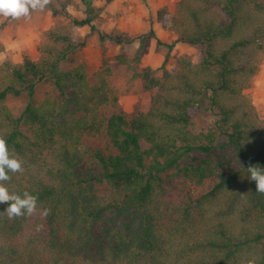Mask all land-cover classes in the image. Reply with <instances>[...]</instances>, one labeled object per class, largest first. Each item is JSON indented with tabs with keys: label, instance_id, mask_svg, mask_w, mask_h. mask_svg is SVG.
<instances>
[{
	"label": "trees",
	"instance_id": "1",
	"mask_svg": "<svg viewBox=\"0 0 264 264\" xmlns=\"http://www.w3.org/2000/svg\"><path fill=\"white\" fill-rule=\"evenodd\" d=\"M94 18L71 26L95 32ZM156 21L199 51L146 75L147 111L118 112L104 73L92 83L83 63L64 67L84 46L70 25L41 34L36 61L0 63V136L24 167L6 186L50 209L0 213V264H264V194L245 169L264 167V120L246 94L264 59V0H178ZM23 95L14 114L7 102Z\"/></svg>",
	"mask_w": 264,
	"mask_h": 264
},
{
	"label": "rangeland",
	"instance_id": "2",
	"mask_svg": "<svg viewBox=\"0 0 264 264\" xmlns=\"http://www.w3.org/2000/svg\"><path fill=\"white\" fill-rule=\"evenodd\" d=\"M85 1H90L88 13ZM177 1L51 0L43 11L32 12L30 19L0 17V63L5 59L18 64L25 58L36 61L41 34L56 24L70 25L73 40L76 43L84 42V46L74 51L64 67L71 68L83 63L92 83L96 81V74L104 73L109 87L117 95L118 112L147 111L152 91L146 89V75L160 79L164 70L177 68L179 57H196L199 51L196 46L176 43V36L160 27L156 21L160 9L171 11ZM87 14L95 16V32L90 33L87 26H71L73 19H83ZM98 32L119 38L123 43L117 44L109 38L101 41ZM45 89L42 87L38 90V100ZM246 94L258 118L264 120V59ZM26 102L27 97L23 95L9 100L7 105L14 114H19ZM209 120L206 113L194 112V129L205 130ZM87 145L96 148L104 143L97 138L90 139Z\"/></svg>",
	"mask_w": 264,
	"mask_h": 264
},
{
	"label": "clouds",
	"instance_id": "3",
	"mask_svg": "<svg viewBox=\"0 0 264 264\" xmlns=\"http://www.w3.org/2000/svg\"><path fill=\"white\" fill-rule=\"evenodd\" d=\"M51 0H0V17L19 20L30 19L32 12L43 11ZM249 174L248 179L255 183V191L264 194V167L251 162L245 168ZM23 161L11 154L6 140L0 136V204H6L3 212L9 219L18 217H31L39 213L46 218L50 214L48 208H38V196L28 191L22 194L10 192L6 182L12 179L9 173H23ZM43 228L42 224L36 225V231ZM248 264H254L248 261Z\"/></svg>",
	"mask_w": 264,
	"mask_h": 264
}]
</instances>
